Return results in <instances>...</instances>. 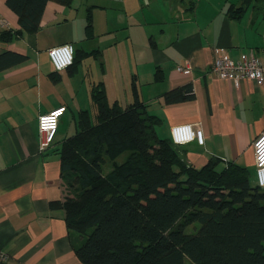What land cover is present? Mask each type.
<instances>
[{"label": "crops", "instance_id": "1", "mask_svg": "<svg viewBox=\"0 0 264 264\" xmlns=\"http://www.w3.org/2000/svg\"><path fill=\"white\" fill-rule=\"evenodd\" d=\"M0 16L9 23L0 58L25 57L7 68L0 60V255L7 257L0 264H83L64 209L53 205L65 198L63 145L80 130L81 112L95 122L96 87L122 109L139 101L160 139L172 140L176 125H199L204 144L179 146L187 163L243 168L254 187L264 84L221 79L213 64L222 52L241 60L253 50L264 59V0H50L29 29L0 0ZM64 44L73 45L76 63L56 71L48 51ZM174 92L180 100L170 102ZM80 98L88 108L72 121ZM58 107L66 112L56 138L41 151L38 118Z\"/></svg>", "mask_w": 264, "mask_h": 264}, {"label": "trees", "instance_id": "2", "mask_svg": "<svg viewBox=\"0 0 264 264\" xmlns=\"http://www.w3.org/2000/svg\"><path fill=\"white\" fill-rule=\"evenodd\" d=\"M6 1L29 29L50 0ZM24 58L3 56L1 68ZM177 93L170 102L180 100ZM92 98L95 122L81 112L80 130L61 153L73 196L53 205L64 209L70 232L84 237L75 247L83 264H264V189L250 185L245 169L218 171L215 161L196 169L172 140L159 138L139 101L110 105L102 87ZM104 151L129 156L104 174ZM196 223L197 232L186 233Z\"/></svg>", "mask_w": 264, "mask_h": 264}, {"label": "built area", "instance_id": "3", "mask_svg": "<svg viewBox=\"0 0 264 264\" xmlns=\"http://www.w3.org/2000/svg\"><path fill=\"white\" fill-rule=\"evenodd\" d=\"M8 21L0 16V31L8 28ZM74 47L64 44L49 49L48 55L56 71L71 67L74 63ZM179 71L189 70V67H179ZM213 72L219 78L231 80L236 84L244 80H251L257 84H264V59L258 57L252 50L249 55L241 60H234L225 52L217 55L213 64ZM66 112V107H58L42 114L38 118L39 146L45 151L53 144L60 121ZM172 141L176 146L187 145L197 141L204 144L202 130L199 125L183 124L171 128ZM255 157V177L257 186L264 189V132L258 134L253 140ZM1 261H7L5 255H0Z\"/></svg>", "mask_w": 264, "mask_h": 264}, {"label": "rangeland", "instance_id": "4", "mask_svg": "<svg viewBox=\"0 0 264 264\" xmlns=\"http://www.w3.org/2000/svg\"><path fill=\"white\" fill-rule=\"evenodd\" d=\"M78 78H80L79 79L80 81L77 82V88L81 87L82 84H83V82L81 81L82 78L81 77H78ZM65 84L67 85V83H65ZM70 86H71V84H70ZM83 93H84L83 91L80 92V94H83ZM85 103H86L85 99L84 98H80V99H78V101L76 103L77 107L71 106V110H70L68 115H70V119L72 121H73V119H72L71 116L73 115V113H74V115L76 114V116H78L77 113L79 112V110H81V108H83V109L84 108H88V106L85 105ZM92 107H91L90 112L93 114ZM96 112H97V110H96ZM128 156H129V151H124L123 153H121L120 155L116 156L115 158H112L110 156V154H108L107 152L104 151L103 158H102V160L104 161V163H103V173L106 174L109 171H111L114 162L117 163V164L123 163ZM253 182H254V186L257 185L255 177L253 179ZM64 191H65V198L68 197L69 195H70V197L73 196L72 189L70 188V185L67 182L64 183ZM199 228H200V224L196 223L194 225H191V226L187 227L186 233L195 234ZM72 234L74 235V237L77 238V240H75L74 244H76V246L80 245V243L83 242L84 237L80 236L78 233L73 232V231H72Z\"/></svg>", "mask_w": 264, "mask_h": 264}]
</instances>
